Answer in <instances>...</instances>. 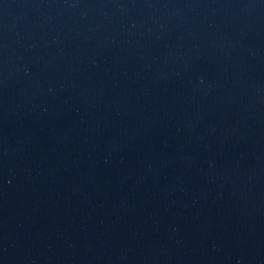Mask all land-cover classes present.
I'll use <instances>...</instances> for the list:
<instances>
[{
	"label": "water",
	"instance_id": "obj_1",
	"mask_svg": "<svg viewBox=\"0 0 264 264\" xmlns=\"http://www.w3.org/2000/svg\"><path fill=\"white\" fill-rule=\"evenodd\" d=\"M0 264H264V0H0Z\"/></svg>",
	"mask_w": 264,
	"mask_h": 264
}]
</instances>
